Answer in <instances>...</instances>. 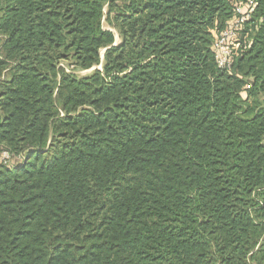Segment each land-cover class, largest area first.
I'll use <instances>...</instances> for the list:
<instances>
[{
    "label": "trees",
    "instance_id": "16d2710c",
    "mask_svg": "<svg viewBox=\"0 0 264 264\" xmlns=\"http://www.w3.org/2000/svg\"><path fill=\"white\" fill-rule=\"evenodd\" d=\"M249 1L0 0V264H264Z\"/></svg>",
    "mask_w": 264,
    "mask_h": 264
},
{
    "label": "built area",
    "instance_id": "2783aa9c",
    "mask_svg": "<svg viewBox=\"0 0 264 264\" xmlns=\"http://www.w3.org/2000/svg\"><path fill=\"white\" fill-rule=\"evenodd\" d=\"M256 2L250 0L246 6L238 5L236 14L229 24L216 36L214 42V53L219 64V67L230 68L233 60L234 48L232 40L243 29L245 22L251 17ZM9 155H7L8 157Z\"/></svg>",
    "mask_w": 264,
    "mask_h": 264
},
{
    "label": "rangeland",
    "instance_id": "374dc122",
    "mask_svg": "<svg viewBox=\"0 0 264 264\" xmlns=\"http://www.w3.org/2000/svg\"><path fill=\"white\" fill-rule=\"evenodd\" d=\"M104 25L106 26V27H110L109 25H108V23L107 22H104ZM114 31H115V33H116V44L117 43H120V37H119V34H118V32H116V30L114 29V28H112ZM234 40V39H233ZM234 52V51H233ZM90 72V70H88V71H82L81 72V74H86V73H89ZM0 153H2V158L3 159H6L7 158V155H8V153L5 151V150H1L0 151Z\"/></svg>",
    "mask_w": 264,
    "mask_h": 264
}]
</instances>
